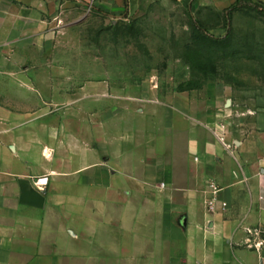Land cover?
<instances>
[{
	"label": "crops",
	"instance_id": "0c3cea01",
	"mask_svg": "<svg viewBox=\"0 0 264 264\" xmlns=\"http://www.w3.org/2000/svg\"><path fill=\"white\" fill-rule=\"evenodd\" d=\"M131 1L80 7L116 17ZM70 3L0 0V264H264L253 240L264 227V107L242 108L219 83L163 101L110 94L93 49L65 42ZM62 87H94L126 110L95 107L86 129L63 128L60 109L84 96ZM120 118L130 135L106 126Z\"/></svg>",
	"mask_w": 264,
	"mask_h": 264
},
{
	"label": "rangeland",
	"instance_id": "374dc122",
	"mask_svg": "<svg viewBox=\"0 0 264 264\" xmlns=\"http://www.w3.org/2000/svg\"><path fill=\"white\" fill-rule=\"evenodd\" d=\"M70 2L64 15L71 18L70 22L76 20V24L72 26L74 35H69L65 42L93 49V68H101L102 60V68L108 70L109 80L114 82L110 94L123 90L124 94L163 101L180 94L200 97L209 84L219 83L231 89L232 98L242 108L264 107V17L253 12H235L233 34L224 42L211 41L195 31V25L201 23L209 36L225 39L226 10L235 0H221L216 6H196L191 0H132L116 17ZM79 71L84 70H78V74ZM62 90L75 92L76 99L84 96L72 108L60 109L63 128L86 129L90 124L85 113L95 107L108 106L114 113L126 110L121 99L106 100L96 94L94 87H89L87 94L79 93L77 87ZM93 96L98 98L90 99ZM79 105L85 109L79 111ZM116 125L126 135L134 129L132 119L125 118L110 119L106 126ZM253 240L264 250V227L253 232Z\"/></svg>",
	"mask_w": 264,
	"mask_h": 264
},
{
	"label": "trees",
	"instance_id": "16d2710c",
	"mask_svg": "<svg viewBox=\"0 0 264 264\" xmlns=\"http://www.w3.org/2000/svg\"><path fill=\"white\" fill-rule=\"evenodd\" d=\"M227 16H226V24H227V37L225 39H218L214 38L213 36H209L208 31H206L201 23H197L195 25V31L200 34L201 36H204L206 39H209L211 41H218V42H224L226 40H229L233 34V28H232V20H233V14L235 12H253L257 13L264 17V3L258 0H236L231 7L226 10Z\"/></svg>",
	"mask_w": 264,
	"mask_h": 264
},
{
	"label": "built area",
	"instance_id": "2783aa9c",
	"mask_svg": "<svg viewBox=\"0 0 264 264\" xmlns=\"http://www.w3.org/2000/svg\"><path fill=\"white\" fill-rule=\"evenodd\" d=\"M90 5H93L94 0H90ZM48 185L47 181L39 179L36 183V186L39 190H45L46 186ZM211 190L214 194V197L207 202V210L210 213H214L216 211V205L218 204V197L217 194L219 192V186L216 183L211 184ZM223 208L227 207V204H222Z\"/></svg>",
	"mask_w": 264,
	"mask_h": 264
},
{
	"label": "water",
	"instance_id": "95a60500",
	"mask_svg": "<svg viewBox=\"0 0 264 264\" xmlns=\"http://www.w3.org/2000/svg\"><path fill=\"white\" fill-rule=\"evenodd\" d=\"M73 1H75L80 6H83V7H86V8H92V5L87 3L85 0H73ZM228 104H231V102L229 101Z\"/></svg>",
	"mask_w": 264,
	"mask_h": 264
}]
</instances>
